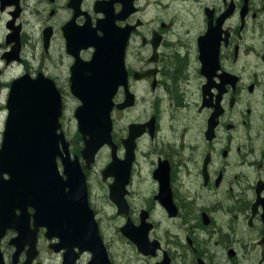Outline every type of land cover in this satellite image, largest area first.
I'll return each instance as SVG.
<instances>
[{"label":"flooded vegetation","instance_id":"1","mask_svg":"<svg viewBox=\"0 0 264 264\" xmlns=\"http://www.w3.org/2000/svg\"><path fill=\"white\" fill-rule=\"evenodd\" d=\"M96 52L124 74L92 156L72 90ZM41 74L103 244L0 215V264H264V0H0V148L15 81Z\"/></svg>","mask_w":264,"mask_h":264},{"label":"water","instance_id":"2","mask_svg":"<svg viewBox=\"0 0 264 264\" xmlns=\"http://www.w3.org/2000/svg\"><path fill=\"white\" fill-rule=\"evenodd\" d=\"M97 52L86 64L90 79L73 88L82 102L75 112L79 128L91 134L83 152L92 156L111 143L115 80L124 74L123 58L101 59ZM8 110L0 148V215H43L62 243L71 238L79 246L82 242L91 249L102 246L78 160L69 167L70 157H63L64 172L57 162V156H63L60 143L65 151L68 143L57 133L62 97L55 83L42 74L19 78L11 89Z\"/></svg>","mask_w":264,"mask_h":264},{"label":"rangeland","instance_id":"3","mask_svg":"<svg viewBox=\"0 0 264 264\" xmlns=\"http://www.w3.org/2000/svg\"><path fill=\"white\" fill-rule=\"evenodd\" d=\"M72 112V111H71ZM74 114V111L72 112Z\"/></svg>","mask_w":264,"mask_h":264}]
</instances>
